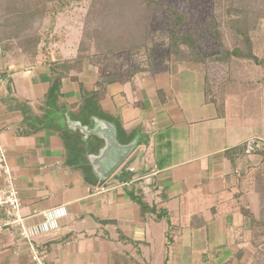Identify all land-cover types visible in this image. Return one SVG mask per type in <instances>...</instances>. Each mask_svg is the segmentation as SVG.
I'll return each instance as SVG.
<instances>
[{"label":"crops","instance_id":"1","mask_svg":"<svg viewBox=\"0 0 264 264\" xmlns=\"http://www.w3.org/2000/svg\"><path fill=\"white\" fill-rule=\"evenodd\" d=\"M85 68L78 82L71 78L63 80L58 106L67 107L69 112L61 115L55 110V104H49L46 100L49 90L48 67L38 65L24 69L21 65L13 66L6 63L0 53V144L16 178L26 223L28 226L40 224L44 222L43 213L63 208V216L58 221L59 230L34 240L46 252L47 260L58 259V264H251L256 250L244 214L249 212L257 219L262 217V195L253 184V170L247 165L249 160L237 158V167H232L226 153L250 140H264V85L260 81L253 85V89L260 92L257 97L259 101L256 100L258 107L252 105L251 99L248 101L252 105L249 116H252L251 121L260 124L261 134H246L245 130V133L234 138V145L230 146L227 140L223 145L219 143L223 137L220 132H208L203 127L204 122L201 124L204 121L202 115L206 112V108L201 106L204 108L197 112V117L192 115V124L194 121L197 124L187 132L184 130L187 135L194 133L203 136L202 146H199L201 149H195L191 141L189 147L177 145L175 151L176 158L188 155L187 160L181 163L160 162L156 154L145 153L143 168L137 176L136 171L130 169L128 177H123L120 183L110 178L99 182L87 161L88 147L83 146L82 152L73 153L77 163L71 165L64 140L67 132L70 134H65V138L79 135L66 126V114L85 125L91 122L92 115L89 121L80 114L72 117V110L77 109L76 106L82 101L80 83L95 89L97 82V71L89 65H85ZM178 71L172 68L139 78L135 83L112 84L99 102L102 112L108 115L105 120L115 124L118 131V121L121 122L125 141L120 142L126 144L139 136L138 155L148 145L142 141L144 136L140 131L132 132L133 127L126 125L138 122L144 115L150 123L153 121L160 125L158 131L151 135L154 137L163 135V128L173 121L182 124L186 120L184 109L173 97L174 93H179L172 91V74L176 75L174 83L177 86ZM248 79H251V73ZM242 82L238 84L241 86ZM154 86L157 88L156 98L148 94L150 87ZM146 95L148 100L153 98L152 101L148 102ZM161 98L165 100L162 102ZM135 99L145 103L144 106L132 102ZM25 104L28 109H25ZM130 105L137 112L132 108L128 110ZM45 106L52 111L45 112L56 123L54 126L36 124L42 117L47 119L45 114L40 116L39 113H44ZM190 113L193 114L192 111ZM159 117L163 119L159 121ZM218 118L213 117V121L217 122ZM251 128L252 125L247 126L249 132ZM24 129L36 130L30 135H20ZM146 130L149 131L148 127ZM168 136L163 141L171 139ZM173 139L179 142L178 137ZM157 140H160L158 144L164 143L161 142L162 138ZM96 143L100 145L98 140ZM239 161L242 163L240 166ZM1 182L3 177L0 175ZM129 188L141 190L145 200L150 205H156L158 212L167 210V218L156 222L154 216L148 215L144 220L140 207L135 203L130 209L122 210L121 204L130 200ZM191 192L204 196L207 201V205L204 203L205 210L182 211L184 201L182 203L181 200ZM175 200H180V206L174 205ZM111 220L117 224L110 223ZM160 225L164 226V238L160 242L162 249L158 252L153 249L154 241L149 233L155 232V226ZM215 229L216 234L213 233ZM211 233L221 238L230 234V238H224L223 243L208 245L206 239ZM202 240L206 242L204 245L200 244ZM206 247L209 248L208 252ZM243 250L244 255L239 257L238 253ZM0 264H33L28 242H20L13 232L0 233Z\"/></svg>","mask_w":264,"mask_h":264},{"label":"trees","instance_id":"2","mask_svg":"<svg viewBox=\"0 0 264 264\" xmlns=\"http://www.w3.org/2000/svg\"><path fill=\"white\" fill-rule=\"evenodd\" d=\"M84 1L87 0H0V19H4L3 23L9 25L15 22L16 26L21 27L20 32L19 29L17 30L19 34L16 33V35L20 36L21 49L23 50L21 55L23 58L25 56L27 61L24 69L38 65L48 67L49 90L46 100L49 104L54 103L55 110L61 115L69 112L67 107H59L57 104V101L62 97L63 80L71 78L78 82L79 76L86 70L85 62L92 58L96 59L94 66L97 68H95L97 82L95 89L88 88L83 82L80 83L81 103L94 104L96 100V105L99 104L110 85L135 83L139 78L170 71L174 66H176L175 68L185 67L192 71L200 70L199 72L205 74L207 79L206 91L211 90L213 96L211 88L213 83L220 92L223 89L230 94L233 92L230 85L224 89L226 79L230 81V84L232 82L231 87L235 90L236 84L240 81H247L243 79L244 76L248 77L251 73L252 78V69L249 68L247 62L254 63L264 69V57H259L253 51V48L261 44L264 45L260 38L261 35L258 38L255 37V31L261 29V20L264 19V0H259L260 3L254 2L258 0H231L228 13L231 12L233 16L227 18L226 27L231 40H233L232 48H227L223 42L222 23L212 17H205L206 21H203V18L198 20L187 9L181 10L173 3L164 0H108V6L111 9H118V13L124 18L126 17V22L121 23V26L114 24L120 28L116 29L113 34L108 35L95 30L93 33L86 32L78 54L74 58H65L64 60L39 58L43 52L47 55V45L41 46V35L24 36L21 33L22 25L27 21L28 23L32 22L36 18L48 17L51 19L50 28L46 34V39H48L55 29L59 15L65 13L72 4ZM98 1H92L94 11L95 3L97 6ZM249 3L251 4L249 5ZM250 6L252 10H249ZM242 7L251 13L241 15ZM129 16L130 20L128 21ZM160 22L161 26L155 29L154 25ZM250 22L252 23L249 24ZM202 23L205 28L199 27ZM57 39L55 35V41H58ZM154 40L156 41L154 42ZM6 41L0 39L2 58L6 63L18 66L19 64L12 59L16 56L8 55L11 45ZM155 45L161 47L164 52L160 58L159 54L154 52L156 51ZM214 48L220 49L221 52L214 55ZM126 56L130 58L129 62L124 61ZM131 64L136 67L130 68ZM104 70L112 72L106 75ZM217 72H220L221 75ZM214 75L216 76L213 77ZM259 81L264 85V75ZM220 86L223 88L221 89ZM206 100L207 103H214L216 107L220 106L218 98L211 102H209L210 99L206 98ZM93 106L90 108L92 109ZM36 129H24L20 135H30ZM247 143L230 149L226 153L231 160L232 167L236 166L237 158L250 156L246 154ZM255 154L264 155V149L251 155ZM128 194L133 202L140 207L142 219L146 220L148 215L154 216L156 222H160L164 217L167 218V210L158 212L156 205H150L145 200L141 190L131 188ZM244 215L246 224H248V228L250 227L253 235V248L256 250L254 261L251 264H264V218L257 219L249 212H245ZM238 255L242 257L244 250Z\"/></svg>","mask_w":264,"mask_h":264},{"label":"rangeland","instance_id":"3","mask_svg":"<svg viewBox=\"0 0 264 264\" xmlns=\"http://www.w3.org/2000/svg\"><path fill=\"white\" fill-rule=\"evenodd\" d=\"M92 1L93 0H87L79 4H72L66 10L65 13H62L61 15H59L56 25H55V29L49 35L48 39H46L47 37L46 34H47V30L49 31L50 24H51V19H49L48 17L43 18V19L36 18L34 21L29 22V23L27 21L24 25H22L21 33H23L24 36L35 35V34L38 36L41 35V40H42L41 46L47 45V50H46L47 55L44 52L39 55V58L42 57L43 60L45 58H51V59L55 58L57 60H64L65 58L67 59L74 58L78 54V49L80 47L81 41L86 32L93 33V30H95L99 32L101 31L105 32L109 35L111 33L113 34L116 29L120 28L118 26H115L114 24H118L119 26H121V23L124 24L126 22V17L124 18V16L120 15L117 11L118 9H111V7L108 6V0H99L97 6L95 3V11L92 9ZM164 1L168 3H173L176 7H178L181 10L187 9L189 13L193 17H196L198 20L200 18H203V21H206L205 17L207 18L212 17V19H216L217 22L218 21L221 22L222 23L221 30L223 32V42L226 44L227 48L228 47L232 48L233 40H231L229 36L230 34L228 32V28L226 27L227 18H230L231 16H233L231 12L228 13V8L230 6L231 0H164ZM243 1H248V0H243ZM254 2L260 3L259 0L254 1ZM250 4L251 3H249V5ZM251 6L249 10H252ZM90 10H92L93 13ZM247 11H245V9L242 7L240 14L244 15L245 13H251ZM3 20L4 19H0V39H3L5 41L7 40L6 42H8V44L11 45V50L8 51V55L10 57L16 56V57H12V59L15 62H17L19 65L25 67V65H27V61L25 59V56L23 58V56L21 55L23 52V50L21 49L22 42L20 41V38H19L20 36L17 37L16 35V33H18L17 30L19 29V32H20L21 27L19 28L18 25L16 26L15 22L14 24L11 23L9 25H5L3 23ZM129 20H130V16L128 17V21ZM203 23L199 25L200 28H203V27L205 28ZM251 23L252 22H250L249 24ZM154 26H155L154 28L157 29L158 26H161V22L155 24ZM255 32H256L255 37L258 38L261 35L260 37L261 41L262 43H264V19L261 20V29L260 30L258 29ZM203 33L205 34V32ZM55 35L58 38L57 39L58 41H55ZM155 41L156 40H154V42ZM155 48H156V51L154 52H157L159 54V58L164 55V52L162 51L161 47H157L155 45ZM185 49L187 48L185 47ZM213 51H214V55L221 52V50L217 48L216 49L214 48ZM253 51L259 57H262V58L264 57V45L263 44H261L260 46L256 48H253ZM0 53H1V49H0ZM95 60L96 59L94 58H92L91 60H87L85 62V65L87 66L89 65L93 67L94 63H96ZM129 60L130 58L126 56L124 61L129 62ZM247 64L249 68L252 69L251 72L253 74L252 75L253 78L248 79L247 76H244L243 79L247 81H245L244 83H241V86L236 84L235 90L231 87L232 82L230 84V81L226 79L225 80L226 86L224 87V89H226L227 85H230V88L233 91L230 94L227 93V90H223L222 89L223 87L221 86L220 88L222 89V91L220 92L218 88L217 89L215 88L216 85L213 83L211 84V88L213 90L214 96L212 95L211 90L209 92L206 91V88L208 86L207 79L205 77V74H202L201 72H199L200 70L192 71L191 69H187L185 67L177 68L179 70L178 76H177L178 79L176 80L178 85L175 86L174 79L176 75L172 74L173 76L172 91H177L179 93V94L174 93L173 97L178 99V102L180 103L182 109H184V112H185L184 116L186 117L185 122L182 124H178V122L174 123L173 121V123L168 125V127L163 128L162 130L163 135L161 136L156 135L154 137H151V135L155 134V132L158 131V129L160 128V125L157 123L154 124L153 121H152L153 124L150 123V121L147 120V118L144 115L142 116V114L140 115V117L141 116L142 117L139 119L138 122L132 125H126V126H130V128L131 126L133 127V129H131L132 132L134 131L136 133H139L140 131L142 133V136H144V140L142 141L143 142L146 141L145 143L148 145V148L142 151V153L139 155H138V152L140 151V148L135 150L134 153L113 174L110 180L111 179L116 180L118 183L122 182L123 177L124 178L128 177V172L130 171V169H133L134 171H136L135 176H137L138 175L137 173H139V170H142L143 168L142 164L144 160L143 157H145V153L147 154L149 153L152 156L156 154L157 157H159L160 162L167 161L169 163L170 162L181 163L187 160L189 156L183 155V156H178L176 158L175 151L177 149V145H184L186 147H189V142L192 141V144L195 145V149L199 148L200 150L201 147L199 146L203 143L202 142L203 136L202 135L197 136V134L194 135V133L187 135L185 134L184 130H186L187 132V129L191 128V126H193L194 124H197L195 121L192 124V120H193L192 115L197 117V112L198 113L201 112L204 107L206 108V112L202 115V118L204 119V121L201 119L202 120L201 124L204 122L203 127L205 126L208 132L209 131L215 132L216 134L220 132L223 135V137L222 139H220L221 141H219V143H222L223 145L225 144L226 140L227 142H230L229 143L230 146L234 145L233 144V142L235 141L234 138L240 133H245V130H246V134L248 133H252V135L261 134L262 127L260 126V124L255 123L254 121H251L252 116L250 117L249 115L252 113L251 108L253 104L256 106V108L258 107L256 100L259 99L257 97L260 96L259 95L260 92H258L259 91L258 89H253V85L259 82L260 78L263 77L264 69L251 62H247ZM131 67L135 68L136 66L134 64H131L130 68ZM175 67L176 66H174V68ZM95 68L96 67L94 66V69ZM96 69L95 71H97ZM111 72L112 71L104 70V73L106 75ZM217 73L220 74V72H217ZM216 75H214L213 77H215ZM95 78H97L96 75H95ZM241 88H243L244 90H242ZM150 91L151 92L148 94L151 96L153 95L156 98L157 88L155 86L152 88L150 87ZM263 94L264 93H262V95ZM158 95L160 96L162 94L158 93ZM146 96L148 100V95ZM205 98L210 99L209 102H211V100H215L218 98V101L219 100L221 101V105L216 107L214 103H205L207 102ZM152 99L150 98L148 102L152 101ZM249 99H251L252 105L250 104V102H248ZM162 100H165V99L161 98V101ZM134 101L137 102V104L140 107H143L145 104L141 102V100L139 101L135 99L132 102ZM96 103H97L96 100L94 101V104L85 103V102L81 103L79 106H77V109L72 110V114L74 115V116L72 115V117H76V114H80L84 116L86 119L89 118L88 121L90 120L91 115H92V118L100 116L102 117L101 119H104V120L108 119V115H106L101 110V103L97 105ZM57 104H58V101H57ZM91 106H93L92 109L90 108ZM201 106H204V107L201 108ZM24 107L25 109H28L27 104H25ZM133 107H134L133 105H130L128 107V110L131 108L134 109ZM39 110H41V108ZM187 110H190V111L187 112ZM258 110L259 108L257 109V111ZM43 111L44 113L42 111H39L40 116H44V114L46 115L47 113L45 111L52 112L46 106L43 107ZM141 111H144V110L141 109ZM191 111L193 114L190 113ZM134 112H137V110L134 109ZM215 116L220 117L217 119V122H215L216 120L213 121V117ZM45 117H47V115ZM84 117H81V118H84ZM42 118L37 121L36 124L38 126H43V125H46V126L53 125L54 126L56 124L54 120L49 119V117H47V119L46 118L42 119ZM162 119L163 117H159V121H161ZM118 125H119V134H120L119 140L125 141L124 138H122L124 131L121 127L122 125L121 122L118 121ZM186 125H188V127ZM250 125H252L251 132H249V129H247V126H250ZM146 127H148V130H149L148 132H146L147 131ZM218 127H219V130H218ZM65 134L68 135L70 133L67 132ZM65 134H64V140L66 139L65 144L69 152L68 163L71 165H75L77 163L76 162L77 158L73 156V153L77 154V153L82 152L83 146L87 147L86 145L87 143L83 142L82 138L79 135H75L74 138L76 139H74L69 136L65 138L66 136ZM167 135H169L171 139L166 138V141H163ZM174 137H178L179 142H175L173 139ZM161 138H162L161 142H164V143L158 144L157 142H160V140H157V139H161ZM214 144L215 143H213V145ZM245 159L246 161L249 160V163H247V165L249 164L253 170V173L251 172L253 184L261 192V195H262V201H261L262 203L261 216L262 217L261 218L263 219L264 218V155L263 154L250 155L248 157H245ZM236 161L238 160L236 159ZM241 164H242L241 161H239V166ZM129 190L127 189V191ZM191 193H188L186 197L181 200L182 203L184 201V207L181 208L183 209L182 211L186 212L188 210V212L189 211L193 212V211H197L201 209L205 210L204 203L207 205V201L206 199H204V196L203 195L199 196V193L198 194L196 193L191 194ZM187 196L191 199L188 200ZM197 197L199 198L197 199ZM213 202H215V199L213 200ZM132 204L134 205V202L130 198V200H128L126 204L124 203L121 204L123 206L122 210L130 209V206L133 207ZM174 205L180 206V200H175ZM200 219L201 218H199L198 220ZM110 223L115 224L116 222H112L111 220ZM162 228H164L163 225L155 226V232L149 233V236L152 238V241H154L153 243H154L155 248L153 249L157 250L158 252L162 249L160 242L164 238V235L162 233ZM213 233L216 234L217 229H215ZM213 233H211L210 236L206 239V242L208 245L216 244V243H223L225 242L224 238L226 239L230 238V234L224 238L223 237L221 238L219 236H214ZM206 242L205 240L204 241L202 240L200 244L204 245ZM208 249L209 248H207L206 252H208ZM96 258L97 257L95 255V260H97ZM160 260L163 261V259H160Z\"/></svg>","mask_w":264,"mask_h":264},{"label":"built area","instance_id":"4","mask_svg":"<svg viewBox=\"0 0 264 264\" xmlns=\"http://www.w3.org/2000/svg\"><path fill=\"white\" fill-rule=\"evenodd\" d=\"M264 149L263 139H253L247 143L246 154L251 155ZM0 233L13 232L20 242H28L30 259L33 264H58L57 260L48 261L44 250L35 243V238L59 230V220L63 216V208L43 213L44 222L28 226L23 215V202L16 185V178L8 163L7 154L0 144ZM70 245V243H67Z\"/></svg>","mask_w":264,"mask_h":264},{"label":"water","instance_id":"5","mask_svg":"<svg viewBox=\"0 0 264 264\" xmlns=\"http://www.w3.org/2000/svg\"><path fill=\"white\" fill-rule=\"evenodd\" d=\"M66 126L73 133H78L83 142L88 143L92 137L100 142L96 152L87 156L92 172L99 182H105L111 178L134 153L140 141L137 136L129 143L123 144L119 140L116 125L99 117L91 118L90 124L85 125L66 114Z\"/></svg>","mask_w":264,"mask_h":264},{"label":"flooded vegetation","instance_id":"6","mask_svg":"<svg viewBox=\"0 0 264 264\" xmlns=\"http://www.w3.org/2000/svg\"><path fill=\"white\" fill-rule=\"evenodd\" d=\"M96 142H97V140L95 138H93V137L90 138V140L88 141L87 147H88V153L89 154L95 153L96 150L99 148L100 145L98 146V144Z\"/></svg>","mask_w":264,"mask_h":264}]
</instances>
